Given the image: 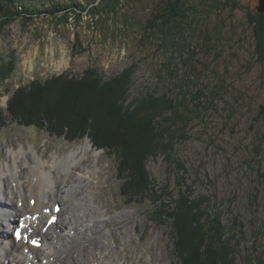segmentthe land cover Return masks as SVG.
I'll list each match as a JSON object with an SVG mask.
<instances>
[{"label":"rangeland","instance_id":"obj_1","mask_svg":"<svg viewBox=\"0 0 264 264\" xmlns=\"http://www.w3.org/2000/svg\"><path fill=\"white\" fill-rule=\"evenodd\" d=\"M161 1L19 0L37 14L0 32V112L6 116L18 88L81 79L88 70L104 81L130 70L128 102L141 106L151 95L176 101L172 151L146 162L160 203L123 197L118 154L97 150L89 138L71 142L7 120L0 128V164L11 148L33 147L45 162L73 151L80 161L86 152L79 166L100 174V184L96 174L85 182L101 199L99 213L119 216L110 224L117 242L113 264H125L132 247L145 264H179L167 213L181 196L220 217L235 243L236 264H264V63L247 22L259 2L184 0L187 17L176 27L148 31ZM72 3L80 6L78 16L44 13Z\"/></svg>","mask_w":264,"mask_h":264},{"label":"trees","instance_id":"obj_2","mask_svg":"<svg viewBox=\"0 0 264 264\" xmlns=\"http://www.w3.org/2000/svg\"><path fill=\"white\" fill-rule=\"evenodd\" d=\"M19 0H0V32L18 18L32 20L37 14ZM226 5H237L226 0ZM184 0H162L152 11L147 30L177 26L187 17ZM80 6L53 5L45 10L51 16H78ZM99 9L94 8V13ZM247 22L255 41V52L264 63V14L249 13ZM132 72L104 81L95 70L81 79L57 77L29 88H18L12 95L7 116L0 112V128L7 120L25 127H36L55 138L75 141L89 138L97 150L118 154L121 195L131 202L154 205L163 199L155 190L146 162L153 156L172 151L173 116L176 101L166 95L149 96L141 106L128 102ZM3 75V74H2ZM177 109V111H176ZM148 112V113H147ZM188 197V196H187ZM181 196L167 217L172 220L175 256L179 264H236V247L219 216L209 213Z\"/></svg>","mask_w":264,"mask_h":264},{"label":"bare ground","instance_id":"obj_3","mask_svg":"<svg viewBox=\"0 0 264 264\" xmlns=\"http://www.w3.org/2000/svg\"><path fill=\"white\" fill-rule=\"evenodd\" d=\"M6 156L7 160L0 164V195L4 198L0 199V264L115 262L112 256L117 242L110 224L119 216L109 220L99 213L101 199L95 198L85 182L96 174L100 184V174L79 166L86 152L80 161L73 151L45 162L33 147L11 148ZM57 203L62 205L59 220L45 229L49 216L44 210ZM27 215L31 216V224L22 239L16 241L13 236L17 223ZM37 238L43 243L40 248L33 247ZM132 249L125 264H145L139 248Z\"/></svg>","mask_w":264,"mask_h":264},{"label":"water","instance_id":"obj_4","mask_svg":"<svg viewBox=\"0 0 264 264\" xmlns=\"http://www.w3.org/2000/svg\"><path fill=\"white\" fill-rule=\"evenodd\" d=\"M259 4L256 7V12L259 14H264V0H258Z\"/></svg>","mask_w":264,"mask_h":264},{"label":"snow or ice","instance_id":"obj_5","mask_svg":"<svg viewBox=\"0 0 264 264\" xmlns=\"http://www.w3.org/2000/svg\"><path fill=\"white\" fill-rule=\"evenodd\" d=\"M16 237H17V239H20L21 238V234H20L19 229L16 230ZM33 243L35 244L36 242L33 241Z\"/></svg>","mask_w":264,"mask_h":264}]
</instances>
